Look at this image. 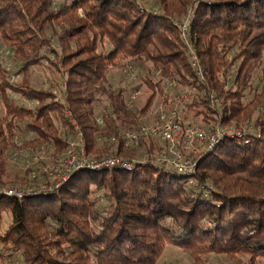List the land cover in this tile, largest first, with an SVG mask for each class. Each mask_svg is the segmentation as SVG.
Returning a JSON list of instances; mask_svg holds the SVG:
<instances>
[{
  "label": "trees",
  "instance_id": "1",
  "mask_svg": "<svg viewBox=\"0 0 264 264\" xmlns=\"http://www.w3.org/2000/svg\"><path fill=\"white\" fill-rule=\"evenodd\" d=\"M147 1L0 0V41L22 75L10 83L0 63V186L7 156L26 132L33 136L22 149H66L62 137L73 132L67 111L91 158L139 157L131 170L80 171L54 191L0 197V229L3 215L10 220L0 233L8 259L19 252L20 264H157L168 246L194 264L209 255L235 264L264 259V72L253 82L264 62V0ZM187 19L202 81L180 35ZM42 62L62 77V102L53 86L31 87L30 70ZM134 65L148 93L140 110L130 107L125 88L108 81L110 72ZM170 82L169 93L190 94L188 116L204 125L252 127L254 134L221 141L197 158L193 175L157 163L162 148L148 137L124 147L123 135L139 131L155 99L165 103ZM109 137L116 143L99 146Z\"/></svg>",
  "mask_w": 264,
  "mask_h": 264
},
{
  "label": "built area",
  "instance_id": "2",
  "mask_svg": "<svg viewBox=\"0 0 264 264\" xmlns=\"http://www.w3.org/2000/svg\"><path fill=\"white\" fill-rule=\"evenodd\" d=\"M188 27L189 20L187 19L179 25L180 35L189 48L188 61L195 71L196 76L202 81L203 77L198 57L192 51L187 41ZM231 67L234 68L235 65L233 64ZM127 79L128 81H133L135 79L134 74L130 73ZM18 80L19 76L15 75L9 79V82L13 84ZM173 86V82L167 85V96L164 99L165 103L157 112L156 122L150 126L141 127L138 132H128L124 134L122 137L124 147H133L139 144L144 137L156 140L162 148V152L156 158L157 163L174 169L182 175H193L196 169L197 158L204 153H209L221 141L224 139H241L245 136L254 134L252 127L244 131L234 130L215 124L204 125L199 120L188 118L187 110L191 96L189 93L180 91L174 94L169 93V89ZM63 88H65V83L62 84V89ZM18 99L25 102V108L32 109L34 107L33 102L21 98ZM209 103L213 108H216L219 105V99L211 95L209 97ZM66 116L73 127V132L63 135L62 139L63 143L66 144V149L62 153H55L54 146L50 143L22 149L24 141L16 139L15 145L18 149L9 153L6 160L9 164L16 165L20 160L26 162L30 158L31 161H35L38 158L41 159V156L44 157V155L46 156L48 154L52 157L51 159L54 160L49 162L54 173H56L54 178H52V175L44 177V186L37 192H32L22 186H14L11 188L1 187L0 197L22 200L26 197L57 190L76 172H101L111 168L131 170L139 163V161L135 159H126L120 156H105L97 159L91 158L86 152L83 136L70 112L67 111ZM97 124L101 125V121H97ZM27 135H32V132H27ZM181 142L184 143L182 145L185 151H189L190 154L186 153V155H184L180 149H178L180 146L179 143ZM104 143L107 145L114 144L116 143V138H105ZM190 155L194 157L192 158ZM30 167H32V165L26 166L25 170L29 171L31 169ZM30 171L28 175H32L34 180H41L38 172ZM16 254L19 255V252H16Z\"/></svg>",
  "mask_w": 264,
  "mask_h": 264
},
{
  "label": "rangeland",
  "instance_id": "3",
  "mask_svg": "<svg viewBox=\"0 0 264 264\" xmlns=\"http://www.w3.org/2000/svg\"><path fill=\"white\" fill-rule=\"evenodd\" d=\"M63 0H58V5L59 6L62 3ZM67 1V0H65ZM149 4V2L147 0H141V5L145 6ZM54 48L55 49H59L58 46L56 44H54ZM106 49H108V45H105L104 47ZM0 63L5 66V68L8 70L9 75L8 78H12L15 75L19 76V80L16 81V84H19L22 80V75L19 73V69L21 67L20 64L18 63H14L12 61V55L9 51V49L4 45V43L2 41H0ZM262 72H264V62H263V66L262 69L260 71H258L254 77V85L257 84V81L259 79V76L262 74ZM130 73H133L135 76V79L133 81H128L127 77ZM140 74L142 75V70L138 69L135 65L134 66H127L124 68V70L119 71V72H110L108 75V81L109 84L113 87V88H125L127 90V94L126 97L127 99H129V105L132 107V109H136V110H140L142 109V107L145 104V100L147 97V92L144 88V85L142 83V81L140 80ZM14 83V84H15ZM29 83L31 85V87L35 90H46L48 89L50 86L54 87L55 90V94H56V99L58 101L63 100V89H62V84L64 83L62 80V77L60 76V74H57L56 72L53 71L52 67L46 63V62H42V64L40 66H36L31 68L30 70V77H29ZM9 98L16 100L18 102V104L25 106V102L22 100H19L18 98H20L18 95L9 93ZM134 98V99H133ZM163 106L162 101H160V99H155L152 107L150 108V110L147 111V113H145L144 117L141 120V127L143 126H150L152 124H154L157 120V112L158 110ZM1 114L3 113V110L1 108ZM99 112H97V117H96V121L100 120V117L98 115ZM188 118H193L195 120H199L196 119L192 116H188ZM29 132V131H28ZM33 136L32 135H24L21 138H18V140H22V141H28L31 140ZM143 139V138H142ZM152 145L155 148H161L160 144L156 141V140H152ZM104 143V139H102L99 143V146H103ZM184 143H179V147L178 149H180V151L186 155V153L190 154L189 151H185L183 145ZM197 149V147H195ZM199 150V149H197ZM47 152V151H46ZM45 152V153H46ZM162 152V151H161ZM160 152V153H161ZM160 153L155 154L156 157H158L160 155ZM121 157V156H120ZM190 157H194L191 156ZM52 157H50L48 154L44 157L41 156V159L38 158L37 160H33L31 161V159L29 158L26 162H22L21 160L17 162V164H9L8 162H6V178H4V182L6 183L4 186H0L3 188H11L14 186H22L24 188H27L29 190H31L32 192H37L39 190H41L44 186V177H49V176H53L52 178H54V176L56 175V173H54L53 168L51 166V164H49V162H52L54 160L51 159ZM127 159V158H126ZM133 159V158H131ZM139 160V157L136 158L135 160ZM36 163V164H35ZM32 165V167H30L32 170V172H38L41 180L37 181L34 180L32 178V175H28L31 171H26V166H30ZM24 179L25 183H19L16 182L17 179ZM16 182V183H13ZM98 198L100 199V204H105V202H102L103 197L101 195V193L99 192L98 194ZM9 218L6 215H3V222H2V226L0 229V233H4V231L7 229L8 225H9ZM8 254L9 252L3 248L0 245V264H20V259L18 255H15L14 258L12 259H8ZM203 262L204 264H235L234 262H231L230 260H228L226 257L222 256V255H209L206 258H203ZM261 264H264V259L260 260ZM157 264H194V261L187 255L183 254L181 251H179L177 248H174L172 246H168L165 248L162 257L160 258L159 262Z\"/></svg>",
  "mask_w": 264,
  "mask_h": 264
}]
</instances>
